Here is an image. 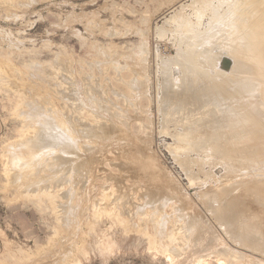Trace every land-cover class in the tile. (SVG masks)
Listing matches in <instances>:
<instances>
[{
    "label": "rangeland",
    "instance_id": "374dc122",
    "mask_svg": "<svg viewBox=\"0 0 264 264\" xmlns=\"http://www.w3.org/2000/svg\"><path fill=\"white\" fill-rule=\"evenodd\" d=\"M222 1H225V3L231 2L230 0ZM254 1L249 0L250 5L247 8L248 22H244V25L237 29L241 35L242 50L258 46L259 40H264V0L258 5H254ZM220 2V0H0V264H219L217 262L219 259L223 264H226L228 260V264H235V261H239L236 264H242V262L246 263L247 258H249V256L245 257V254L250 255L249 261L253 260L254 263L257 260L258 263H263L264 258L258 256L259 252L258 254L256 251H250L244 246V249H240L243 248L242 245L240 246L238 241H236L237 246L234 245L235 240H232L230 236H227L230 238V241H228L227 237L225 238V224L215 216L217 208L222 207L225 210L228 208L226 206L227 202L231 199L234 200L233 197H230L232 195L230 191L233 194L235 193L232 196L237 195L239 199L245 197L248 204H264V97L260 96L256 100L257 104L254 107H258L259 110V113H256L257 111H252L253 103L251 99L245 96L246 94L243 91L236 88L239 86L238 83L248 79V76L238 68L251 63L254 70L264 71V57L262 55L255 57L253 54H248L244 58L239 57V61L237 59L233 63L234 57L231 55L233 57L231 59L230 53L227 55L223 49L221 50L219 44L226 43L225 40L228 35L225 32L219 36L218 31L224 32L225 30L223 27V30L219 29L220 26H218L217 20H221L226 15L225 10H228L229 3L224 7V2V5ZM235 5L238 6L239 2ZM192 7L193 9L203 8V10L201 8H198L200 10H194L202 11L203 15L200 16L201 12H193ZM179 11L180 13H178ZM195 15L196 18L200 19L197 18L199 21L195 18ZM184 18L191 23L194 22L192 28H196V30H193L191 26L189 27L194 31V34L191 30L189 32L187 25L189 21L186 22ZM212 18L217 19L213 20ZM227 18L228 15L222 20ZM176 19H181V21H178L180 23L184 20L186 24L182 22L181 25L184 24V26L182 25V28H179L181 25L178 26L179 23L176 22ZM209 21L213 22L212 25ZM176 23H178L177 27ZM196 23L204 25L207 23L208 26L197 25ZM210 25L215 27L211 28ZM195 26H199V28ZM203 26L208 30L202 29ZM177 28L180 29L178 31L182 35L176 31ZM181 29H184V32L187 30V34ZM174 30L180 34L179 38H177L178 34ZM210 30L212 31L210 32ZM226 31L228 32L227 29ZM216 32L219 38L223 39H217ZM183 34H193L195 36L191 35L194 37L192 38ZM206 34L211 35V40ZM197 36H199V40L196 38ZM204 37H207V39ZM213 38L216 39L217 43H212L215 42ZM202 39L206 41L202 43ZM207 40H209V43ZM209 44L212 47L205 46ZM196 46H199V48ZM218 46L220 49L217 52L223 51L224 54L219 52L216 55L215 51ZM179 47L182 50H179ZM189 47L190 49H188ZM235 51L240 52L237 49ZM225 55L227 56L225 57ZM215 56H218L220 62L215 59ZM220 56L224 58L221 59ZM211 57H213L215 64L221 63L222 65H214ZM168 58L169 60L173 59V62L168 60L171 62L168 63ZM162 59L166 60L168 66L175 64L166 67V69L168 68L166 72L164 67L167 64L161 63ZM206 59H209V61ZM224 60L228 62L225 67L223 66ZM260 63L263 66H259ZM210 64L213 69L218 66L214 73H212ZM200 65L202 66L199 67ZM160 67L164 70L161 71ZM222 67L225 68L222 71L223 75L220 72V76L217 77L216 75L221 71L219 68L222 69ZM202 69L206 73L208 71L207 75L209 74L210 78L209 75L207 77L205 72H203L204 75L200 72ZM194 71L200 73L196 74ZM236 71L237 73L239 71V73L237 74ZM163 72L167 75L169 73L170 76H165ZM229 74L235 77L238 76V78L230 77ZM184 77L185 80H183ZM215 78L219 79L218 82L221 79L224 80L218 83L214 80ZM167 79L169 81L166 82ZM204 80L206 81L205 84ZM230 80L233 82L231 85L234 84L235 88H230L232 87L229 85ZM208 81L211 84L213 82L215 85L218 83V90L212 86L214 84L211 85L212 89H210ZM196 82H200V84L197 83V85ZM259 82V90L263 91L264 82L261 80ZM168 84L172 87L173 94H176L179 102L183 100L180 103L181 105L185 103L184 96L188 98L193 93L194 97L193 95L191 97L195 98L196 93V100L197 98L199 100H194L198 104L196 105L195 101L193 102L194 105L192 102L189 103V107L191 105L195 106L196 112L192 106L189 110L193 109V113L189 111L188 117L187 113L181 111L182 116L183 114L186 115V118H184L185 115L183 116L185 122L190 116H196L195 123L193 122L195 121L194 118L188 120L190 123H185L181 116L176 115L173 118L171 117L172 114L171 116L167 115L169 113L166 111L167 114L160 112L162 111L160 110V107H162V98L160 97L172 92L168 89L169 86L166 87ZM224 84L229 86H224ZM205 85H207L206 88H204ZM181 88L183 91L180 90ZM195 88L198 92L194 91ZM164 89H168L169 92L166 90L163 93ZM185 89L186 92H184ZM224 90L227 94L230 91L229 97L227 94L223 95ZM238 91L239 94H236ZM207 93L209 94L207 95ZM217 93L218 96L222 94L221 96L224 97H218ZM207 96H210L208 99H211L213 107H211L210 102H207ZM231 96L238 97V99L231 98ZM240 96L241 100H239ZM205 100L208 107L211 105L208 109L214 111L215 116L211 112L208 114L207 106L204 105L205 103L203 104ZM215 100L220 103L219 106L217 103L215 106ZM223 100L227 103L231 102L228 103L229 106L240 101V105H238L239 103L235 104L238 106L235 107L236 110L234 109L235 105L231 106L235 111L228 106L229 110L236 113H231L226 109L227 105ZM241 103H246L244 104L245 107ZM201 105L205 106V110ZM214 106L217 108H214ZM169 107L170 105H168ZM29 108L33 109L29 111ZM242 108L258 118L259 124H257L256 130L258 132L254 135H258L256 140L259 139L260 143L252 135H249L250 138L252 137L251 139L246 135L251 131L248 127L252 123L248 122L249 124H246V120L243 118V122H241V113L245 112ZM34 109L36 113L33 111ZM218 109L223 110L222 115ZM202 110L207 113L205 112V114ZM216 110L219 114L216 113ZM237 110H239V115ZM197 112L200 113L198 114L201 115V119L198 118ZM191 113L195 116L190 115ZM226 113L228 117L225 115ZM164 114H166L168 120ZM203 115L208 117L205 116V118ZM163 116L165 119H163ZM230 116L232 121L229 120ZM203 117L204 119L209 118L210 121L207 120L209 124L205 125L203 121L199 122V120H204ZM176 118H181L183 122H176ZM211 119L213 124L216 123L215 125L211 123ZM217 119L221 122L224 120V124ZM235 119L237 122L236 125H233ZM49 121L57 127L54 130L64 133V135L59 134L60 139L57 137V141L60 144L62 138L63 141L67 139L69 144L66 143L65 147L68 146L69 149L65 148V150L69 155L66 152L62 153L64 146L60 144L61 146L59 145L58 148L56 140L53 150L50 146L52 137H49L51 131L48 133L49 136L45 132H41L43 130L39 132V124L41 122L50 123ZM191 121L193 124H191ZM187 123L193 127L191 128V125L187 126ZM219 123L222 124V128ZM241 123H243L244 129L247 128L246 130L241 129L243 128V126H239ZM202 124L204 127H202ZM182 125H185L187 129ZM209 125H213V127H209ZM207 126L209 129L206 128ZM197 127L200 129L199 131ZM188 129L191 131H187L186 135H183ZM216 129L219 135H217L218 141L220 140L221 143L224 141V145H219L221 143L218 141L219 144L216 143L214 139L217 138ZM220 129L222 130L220 131ZM54 130L52 133L56 132ZM181 130L183 131L181 132ZM225 130L228 135L227 139L224 138V135L227 136ZM37 131L48 137V139L44 137L46 142L40 145L43 150H37L41 154L35 152V149L34 151L32 149L31 153L27 152V150L25 151L26 145L23 146L29 138V140L34 139L33 136L35 135L33 134H37ZM193 131L196 132L193 133L194 137H192ZM209 131H212L213 136H210L212 133ZM233 131H237L236 133L243 131L242 136L238 133L239 138L241 136L243 140L237 139L238 135ZM176 132L183 135L184 139L179 136L181 140H184L182 146V141H178L179 138ZM189 132L192 138L187 135ZM228 132H231L230 135ZM91 133L92 135H89ZM202 133H207V135L204 134V137L207 136V138L202 137ZM174 134L175 137L173 138ZM197 134L203 139L197 140V142L202 141V145L201 142L200 144L194 142L195 149L192 140L195 137L196 139L199 138ZM231 134L235 135V138ZM68 135L69 138H67ZM208 135L210 138H208ZM229 136L231 137L229 138ZM211 137L214 141L213 145H210L211 142L208 145L209 141H212ZM232 137L235 139V143L239 140L237 142L239 146L241 145L239 149L232 141ZM189 139H191L190 143ZM247 139L249 140L247 141ZM185 140L188 141H186L187 144ZM225 141H228V143ZM229 142H231V145L224 151ZM15 144L23 145L16 147ZM184 145L188 148L186 149ZM221 146L222 148H220ZM230 146L237 147L233 151ZM215 147H218V149ZM207 148L209 151L211 149V152L212 150L215 152L218 150L220 153L214 152V155L213 153L210 155L211 152ZM244 149L246 152L239 153ZM205 150L206 152H204ZM13 151L33 160L30 167H26L20 174L22 177L20 176L15 181L12 175L15 172L17 173L18 170L8 165L11 160L9 154L14 153ZM33 152L34 156L32 155ZM45 156L47 159L44 158ZM231 157L233 158L230 159ZM35 158H37V161ZM60 164H62L61 167ZM187 166H189V169H187ZM39 167H41V170ZM150 192L158 195L153 197L157 202L154 199L151 202V199L147 198L151 194ZM166 192L171 193H168L170 194L168 195ZM172 195H174V198L171 197ZM213 197L217 198V200L214 199L216 202ZM164 199L167 201L166 204L163 202ZM231 202L234 203L235 201ZM154 206L156 210H154ZM126 210H128L127 213ZM129 214L130 216H128ZM180 214L183 219L179 217ZM192 216H198L197 220L201 218L198 221L204 227L203 235L200 236L203 238H196L195 228L190 226V229L188 221L191 222ZM186 217H188L187 220ZM241 218L244 219V216H241ZM183 223H185V226L188 225L187 235ZM221 223L224 224V227ZM213 230H216L217 234ZM192 233L193 237H190ZM212 234H214V237H212ZM215 235H218L219 240H216L215 237L217 236ZM178 236L179 239L181 237V242L177 238ZM192 239L194 240V246L197 244V247H201L199 250L195 248L196 246H193V248L192 243H188ZM221 240H224V242ZM231 240L234 243L233 245ZM199 241L201 243L206 242L200 246V244L198 245ZM170 242L172 243L170 244ZM222 243L224 246L226 245L224 247L226 249L229 248L227 244L230 249L232 247V250L227 249L228 252L233 251L234 254L235 250L239 251L235 252L239 253V256L232 255V258L235 257L233 262L231 255L228 257L218 252L224 249H217V247H223ZM209 248L213 251L217 249L215 251L221 257ZM200 251H204L202 255ZM212 254L214 255L212 256ZM241 254L245 256H241ZM195 257H199L200 260ZM252 257L256 260L254 261ZM177 259L181 263L176 262ZM249 261L247 263H250Z\"/></svg>",
    "mask_w": 264,
    "mask_h": 264
},
{
    "label": "bare ground",
    "instance_id": "6f19581e",
    "mask_svg": "<svg viewBox=\"0 0 264 264\" xmlns=\"http://www.w3.org/2000/svg\"><path fill=\"white\" fill-rule=\"evenodd\" d=\"M220 1H221L220 3H222V5L225 4L224 7H226V4L229 3V4H228V5H229L228 10H225V11H226V12H225L226 15L224 16V15L222 14L225 18H226V16L228 15V18H227L226 20H225V19L222 20V19L224 18V17H222L221 20H220V19L217 20V21H218V26H220L219 29H220V28L222 29V27H223V29L225 30L224 32H220V31H218V32L220 33L219 36L221 35V33H225V32H226L225 34L228 35V36L226 37V40H225L226 43H224V44H219L221 50L223 49V51H225V53H227V55H229L228 53H230V56L232 55V56L234 57V58H233V57L231 56V59L233 58V63H235L236 60H237L239 57H243V58H244L245 55H248V54H253L255 57H258L259 55H260V56L262 55V56L264 57V40H259L258 46L256 45V46H254V47H248V48H245L244 50H242L241 35H240V31H238L237 29H238V27H242V25H244V24H243L244 22H245V23L248 22V18H247V14H248V12H247V8H248V6L250 5L249 0H241V1H240V0H234V2H232L233 0H230L231 2H229V1L227 2V1H226L227 3H225V1H222V0H220ZM261 1H263V0H255V1H254V2H255L254 5H258ZM223 2H224V4H223ZM238 2H239V5H238V6L235 5V3H238ZM193 3H194V2H193ZM219 5H220V4H219ZM219 5H218V7H219ZM222 5H221V6H222ZM202 7H203V6H202ZM205 7H206V6H205ZM198 8H201V7H198ZM198 8H196V9L194 8V9H193V7H192L193 12H201V14H200V13H198V14H200V16L203 15V14H202V11H194V10H200V9H198ZM203 8H204V7H203ZM203 8H201V10H203ZM222 8H223V7H222ZM222 8H221V10H222ZM204 9H205V8H204ZM223 9H225V8H223ZM226 9H227V8H226ZM206 10H207V7H206ZM221 10H219V11H221ZM204 12H205V11H204ZM222 12L224 13V11H222ZM222 12H221V13H222ZM178 13H180V11H179ZM194 14H195V13H194ZM180 15H181V14H180ZM180 15H179V16H180ZM183 15H184V14H183ZM191 15H192V14H191ZM197 16H198V15H197ZM184 17H185V16H184ZM217 17H218V15H217ZM178 18H179V17H178ZM180 18H181V17H180ZM195 18H196V15H195ZM197 18H198V17H197ZM197 18H196V19H197ZM200 18H201V17H200ZM219 18H220V16H219ZM170 19H171V18H170ZM182 19H183V18H182ZM184 19H185V18H184ZM189 19H190V18H189ZM198 19H199V18H198ZM198 19H197V20H198ZM212 19L215 20V19H217V18H212ZM172 20H173V19H172ZM172 20H170V21L172 22ZM176 20H177V19H176ZM176 20H175V21H176ZM179 20L181 21V19H179ZM179 20H177L176 22H178ZM185 20H186V19H185ZM199 20H200V19H199ZM199 20H198V21H199ZM187 21H189V20L187 19L186 22H187ZM198 21H197V22H198ZM166 22H167V21H166ZM182 22H184V20H183ZM182 22H181V23H182ZM186 22H184V24H186ZM215 22H216V21H215ZM178 23H179V24H178ZM178 23H176V27H177V24H178V26L181 25L180 22H178ZM189 23H191V22L189 21V22L187 23L188 28H189L190 26H191V28H192V27H193V26H192V23H194V22H192L191 24H189ZM209 23L212 25L213 22L211 23V22L209 21ZM184 24H182V25L184 26ZM196 24H197V25H204V24H198V23H196ZM196 24H194V25H196ZM216 24H217V23H216ZM263 24H264V23H263ZM182 25H181V27L179 26V28H182ZM187 25H186V26H187ZM211 25H210V26H211ZM214 25H215V24H214ZM204 26H208L207 23H206ZM204 26H203L202 29H207V30H208V28H206V27H204ZM162 27H164V26H162ZM174 27H175V26H174ZM176 27H175V28H176ZM195 27H198V28H199V26H195ZM212 27H215V26H211V28H212ZM216 27H217V26H216ZM179 28H177L176 31H178ZM183 28H184V27H183ZM185 28H187V27H185ZM188 28H187V29H188ZM217 28H218V27H217ZM163 29H164V28H163ZM192 29H193V30H196V28H195V29L192 28ZM192 29L189 28V32L193 31ZM209 29H210V28H209ZM223 29H222V30H223ZM226 29L228 30V32L226 31ZM179 30H180V29H179ZM181 30L183 31L184 29H181ZM190 30H191V31H190ZM199 30H200V29H199ZM174 31H175V30H174ZM176 31H175V33L178 34L179 31H178V32H176ZM204 31H205V30H204ZM204 31H203V32H204ZM211 31H212V30H210V32H211ZM170 32H171V31H170ZM183 32H184V31H183ZM185 32H186V34H187V30H185ZM185 32H184V33H185ZM189 32H188V33H189ZM214 32H215V30H214ZM179 33H180V32H179ZM192 33L194 34V31H193ZM205 33H206V32H205ZM207 33H208V32H207ZM180 34L182 35V33H180ZM180 34H178L177 38H179V35H180ZM186 34H183V35H186ZM193 34L186 35V36L188 37V36H191V35H193ZM196 34H197V33H196ZM202 34H203V33H202ZM202 34H200V35H202ZM209 34H211V33H209ZM209 34H206V35L209 36ZM225 34H222V35H225ZM200 35H199V36H200ZM206 35H203V36H206ZM216 35H217V36H216ZM164 36H165V35H164ZM186 36H185V37H186ZM193 36H195V35H193ZM199 36H197L196 38L198 39ZM212 36L214 37V35H212ZM215 36L217 37V39H223V38H219L217 32H216ZM180 37H181V36H180ZM182 37H183V36H182ZM185 37H184V38H185ZM191 37H192V36H191ZM222 37H223V36H222ZM192 38H194V37H192ZM192 38H191V41H192ZM204 38L207 39V37H204ZM208 38L210 39V38H211V35H210ZM197 39H196V40H197ZM213 39H214V38H213ZM224 39H225V38H224ZM198 40H199V39H198ZM200 40H201V39H200ZM202 40H203L202 43H204V42L206 41V40L204 41V39H202ZM210 40H211V39H210ZM214 40H215V42H212V43H213V44H214V43H217L216 39H214ZM193 41H195V40L193 39ZM208 41H209V40H207V42H208ZM221 41H222V40H221ZM221 41H218V42H221ZM223 41H224V40H223ZM195 42H196V41H195ZM195 42H192V43H195ZM197 42H198V41H197ZM210 42H211V41H210ZM183 43H184V42H183ZM192 43H190V44H192ZM202 43H201V45L203 46ZM208 43H209V42H208ZM212 43H211V44H212ZM222 43H223V42H222ZM190 44H189V45H190ZM198 44H199V42H198ZM206 44H207V43H206ZM205 46H206V47H207V46L212 47V46H210V44H209V45H205ZM213 46H214V45H213ZM196 47H197V46H196ZM209 47H208V49H209ZM215 47H216V46H215ZM215 47H214V49L216 50ZM236 47H237V48H236ZM197 48H199V46H198ZM200 48H201V47H200ZM220 48H219V46H218L217 50L215 51V52H216V55H218L217 53L220 52V51L217 52L218 49H220ZM180 49H181V47H179V50H180ZM188 49H190V47H189ZM214 49H213V50H214ZM234 49H235V50H236V49H237V50H240V52H239V51H235ZM177 50H178V49H177ZM177 50H176V51H177ZM179 50H178V51H179ZM181 50H182V49H181ZM186 51H187V50H186ZM191 51H192V50H191ZM223 51H221V52L223 53ZM232 51L236 52L237 54L234 53V52H232ZM183 52H185V51H183ZM213 52H214V51H213ZM221 52H220V53H221ZM189 53H190V52H189ZM185 54H187V53H185ZM223 54H224V53H223ZM187 55H188V54H187ZM190 55H191V54H190ZM193 55H195V54H193ZM220 55H221V54H220ZM227 55H225V57H226ZM185 56H186V55H185ZM191 56H192V55H191ZM223 56H224V55H223ZM176 57H177V56H176ZM213 57H214V56H213ZM213 57H211V59H212ZM216 57H217V58H216ZM220 57H222V56H220ZM185 58L187 59V57H185ZM185 58H184V59H185ZM223 58H224V57H222L221 59H223ZM228 58H229V57H228ZM184 59H183V60H184ZM189 59H190V58H189ZM215 59L218 60V56H215ZM219 59H220V58H219ZM229 59H230V58H229ZM231 59H230V60H231ZM162 60H163V59H162ZM168 60H169V58L167 59V61H168ZM206 60H207V59H206ZM163 61H164V60H163ZM163 61H161V63H163V64L166 63V64H167V62H165L166 60H165L164 62H163ZM169 61L173 62V59H170ZM169 61H168V63H171V62H169ZM188 61H189V60H188ZM192 61H193V58H192ZM207 61H209V59H208ZM215 61H216V60H215ZM218 61L220 62V60H218ZM231 61H232V60H231ZM231 61H230V62H231ZM238 61H239V59H238ZM174 62H175V61H174ZM185 62H186V61H185ZM212 62H213V59H212ZM212 62H209V63H212ZM216 62H217V61H216ZM242 62H243V61H242ZM180 63H181V61H180ZM183 63H184V62H183ZM190 63H191V62H190ZM193 63H194V61H193ZM213 63H214V65L217 64V63L215 64V62H213ZM233 63H232V65H233ZM174 64H175V63H174ZM174 64H170V66H168V64H167L165 67L163 66L165 70H164V69H161L162 67H160V69H161V71H163V70L166 71V70L168 69V68L166 69V67H171V65H174ZM203 64H204V66H206L205 63H203ZM219 64H221V63H219ZM219 64H217V65H219ZM164 65H165V64H164ZM177 65H178V64H177ZM183 65H184V64H183ZM185 65H187V64H185ZM191 65H192V64H191ZM221 65H222V64H221ZM227 65H228V62H227L226 60H224V61H223V66L225 67V66H227ZM230 65H231V64H230ZM230 65H229V66H230ZM161 66H162V64H161ZM175 66H176V65H175ZM180 66H181V65H180ZM201 66H202V65H200L199 67H201ZM259 66H263V65L260 63ZM177 67H178V66H177ZM181 67L184 68V66H181ZM186 67H187V66H186ZM188 67H190V66H188ZM207 67H208V66H207ZM210 67L212 68V65H211V64H210ZM230 67L232 68V66H230ZM230 67H229V68H230ZM158 68H159V67H158ZM191 68H192V66H191ZM202 68H203V67H202ZM205 68H206V67H205ZM205 68H204V69H205ZM217 68H218V66H216V68H214V69L212 68V73H214L215 69H217ZM229 68H228V70H229ZM231 68H230V69H231ZM263 68H264V66H263ZM170 69H171V68H170ZM179 69H180V68H179ZM184 69H186V68H184ZM195 69H196V68H195ZM219 69H220L221 71H219V72L217 71V72H218V75H216L217 77L220 76V75H219L220 72H221V74H222V71H223L225 68L223 69V67H222V69H221V68H219ZM219 69H218V70H219ZM238 69L242 70V71L248 76V79L243 80L242 82L239 81L240 83L237 82L239 86L236 87V88H237L238 90L240 89L241 91H243V93L246 94L245 96H248V97L251 99V101H252V103H253V105H252V106H253V110H252V108H250V107H249V108H250L253 112H256V111H257L256 113H259V112H258V111H259V110H258V107H254V106L257 104V103H256V100H257L260 96H263V97H264V90H263V91H260V90H259V86H260V82H259V80H261L262 82H264V81H263V80H264V71H261L260 69H258V70H254V67L251 66V63H250V64H248V63H247V64H244V66H240ZM188 70H189V69H188ZM192 70H193V69H192ZM200 70H201V68H200ZM233 70H234V69H233ZM235 70H236V69H235ZM180 71H181V70H180ZM186 71H187V70H186ZM198 71H199V70H198ZM225 71H226V73H227V69H226ZM225 71H224V72H225ZM260 71H261V72H260ZM166 72H167V71H166ZM168 72L170 73V71H168ZM184 72H185V71H184ZM194 72H195V71H194ZM200 72L203 74V72H205V70L202 69V71H200ZM200 72H199V73H200ZM209 72H210V71H209ZM229 72L231 73V71H229ZM163 73H165V72H163ZM169 73H168V75L165 73V76H166V75H167V76H170ZM195 73H196V72H195ZM199 73H196V74H199ZM205 73H206V72H205ZM207 73H208V71H207ZM207 73H206V75H207ZM226 73H225V74H226ZM236 73H237V71H236ZM238 73H239V71H238ZM238 73H237V74H238ZM186 74H187V73H186ZM225 74H224V75H225ZM232 74H234V73H232ZM241 74H242V73H241ZM241 74H240V75H241ZM189 75H190V73H189ZM189 75H188V77H189ZM200 75H201V74H200ZM203 75H204V74H203ZM208 75H209V74H208ZM208 75H207V77H208ZM222 75H223V74H222ZM229 75H230V74H229ZM243 75H244V74H243ZM171 76H172V75H171ZM185 76H186V75H185ZM191 76H192V75H191ZM194 76H195V74H194ZM196 76H198V75H196ZM211 76H212V74H211ZM216 76L214 75V77H216ZM231 76H233V75H230V77H231ZM182 77H183V76H182ZM202 77L205 79L204 76H202ZM212 77H213V76H212ZM222 77H223V76H222ZM222 77H221V78H222ZM225 77H226V75H225ZM233 77H235V76H233ZM167 78H168V77H167ZM180 78H181V77H180ZM189 78H190V77H189ZM189 78H188V79H189ZM196 78H197V77H196ZM196 78H194V79H196ZM199 78H201V77H199ZM199 78H198V79H199ZM209 78H210V75H209ZM223 78H224V77H223ZM235 78H238V76H236ZM245 78H246V76H245ZM165 79H166V78H165ZM165 79H164V81H165ZM168 79L170 80V78H168ZM168 79L166 80V82L169 81ZM171 79H172V77H171ZM190 79H191V78H190ZM190 79H189V80H190ZM228 79H229V78H228V74H227V80H228ZM258 79H259V80H258ZM179 80H180V79H179ZM183 80H185V77H184ZM196 80H197V79H196ZM196 80H195V81H196ZM202 80H203V79H202ZM202 80H201V81H202ZM214 80H216V81L218 80V81H219V79H216V78H215ZM214 80H213V82H215ZM223 80H224V79H223ZM223 80L221 79V81H223ZM225 80H226V79H225ZM231 80L234 81L235 79H231ZM231 80H230V82H231ZM195 81H194V82H195ZM201 81H200V82H201ZM204 81H205V80H204ZM218 81H217V82H218ZM221 81H220V82H221ZM236 81H237V80H235V82H236ZM173 82H174V81H173ZM181 82H182V81H181ZM184 82H185V81H184ZM190 82H191V81H190ZM192 82H193V79H192ZM200 82H196V84H197V83L200 84ZM208 82H209V84H210V87H211L212 84H214L213 82H212V84L210 83V81H208ZM220 82H218V83H220ZM182 83H183V82H182ZM186 83H187V82H186ZM186 83H185V84H186ZM201 83H202V82H201ZM205 83H206V81L204 82V84H205ZM218 83H217V85H219ZM226 83H227V81H226ZM232 83H233V82H231L230 84L228 83V84L231 85ZM169 84H170V83H169ZM169 84H168L166 87H168ZM174 84H175V83H174ZM183 84H184V83H183ZM183 84H182V85H183ZM188 84H189V81H188ZM228 84H227V85L224 84V86H229ZM170 85H171V84H170ZM179 85H180V81H179ZM182 85H181V86H182ZM190 85H191V84H190ZM190 85H189V86H190ZM197 85H198V84H197ZM202 85H203V84H202ZM214 85H215V84H214ZM214 85H212V86L215 87V88H217L216 90H218V86H217V85L214 86ZM233 85H234V84H233ZM233 85H231L232 87H230V88H233V87L235 88V86H233ZM235 85H236V84H235ZM172 86H173V84H172ZM186 86H187V85H186ZM192 86H193V85H192ZM194 86H195V85H194ZM200 86H201V85H200ZM206 86H207V85H205L204 88H206ZM220 86H221V85H220ZM220 86H219V87H220ZM224 86L222 85V87H224ZM170 87H171V86H169L168 89L172 91V87H171V88H170ZM177 87H178V86H177ZM179 87H180V86H179ZM179 87H178V88H179ZM182 87H183V86H182ZM184 87H185V85H184ZM173 88H174V87H173ZM187 88H188V86H187ZM191 88H192V87H191ZM200 88H201V87H200ZM215 88H214V90H215ZM161 89H162V88H161ZM168 89H166V90H168ZM197 89H199V88H197ZM210 89H212V87H211ZM221 89H222V88H221ZM224 89L226 90L227 88H224ZM166 90L164 89V90H163V93H164V91H166ZM169 90H168L167 92H169ZM175 90H176V88H175ZM177 90H178V89H177ZM180 90L183 91L182 88H181ZM189 90H190V89H189ZM195 90H196V88L194 89V91H195ZM225 90L223 91V92H224L223 95H224V94H225V95L227 94V92L225 93ZM228 90H229V88H228ZM231 90H232V89H231ZM240 90H239V91H240ZM171 91H170V92H171ZM181 91H180V92H181ZM187 91H188V89H187ZM196 91H197V90H196ZM199 91H200V90H199ZM202 91H203V89H202ZM205 91H206V89H205ZM239 91H238V93H236V94H239ZM167 92H166V93H167ZM173 92H174V91H172L171 93H169L170 95L167 93L168 95H167V94H166V95L164 94L165 96L162 95L163 97H160V98H162V99H161L162 107H160V108H161L160 110H162V111H160V112H162V114H163V112L166 111V112H168L169 114H167L166 112H165V113H166L167 115H170V116H171V114H172L171 117H173V118H175L176 115H177L178 117L181 116V118L183 119V116H184L185 114H183V116H182V112H181V111H184L183 113H187L186 115H187V117H188V112H189V111H190V112L192 111V113H193V109H190V110H189V108H190L191 106L194 107V110H195V112H196L195 106H193V105H194L193 102L196 100V93H195V92H194V93H195V98H193V97H194L193 93L191 94V96L193 95V97H191V96L189 97V96H188V98H185V96H184L185 93H184V95L182 94V95L184 96V102H185V103H183V105L180 104V103H182L183 100L179 102V99L176 97V94H175V95L173 94ZM184 92H186V89H185ZM190 92H191V91H190ZM190 92H187V93L189 94ZM197 92H198V91H197ZM207 92H209V91H207ZM211 92H212V91H211ZM215 92H216V91H215ZM220 92H222V91H220ZM220 92H218V93H220ZM229 92H230V91H229ZM229 92H228V94H227L228 97H229ZM231 92H233V91H231ZM236 92H237V90H236ZM182 93H183V92H182ZM200 93H201V92H200ZM218 93H217V96H218ZM233 93H234V92H233ZM172 94H173V95H172ZM178 94H180V93L178 92ZM178 94H177V95H178ZM202 94H203V93H202ZM208 94H209V93H207V95H208ZM240 94H241V93H240ZM180 95H181V94H180ZM197 95H199V94H197ZM211 95L213 96L214 94L211 93ZM211 95H210V96H211ZM221 95H222V94H220L219 96H221ZM225 95H224V96H225ZM231 95H232V94H231ZM183 96H181V97H183ZM205 96H206V94H205ZM210 96H209V97H210ZM212 96L210 97L211 99H212ZM219 96H218V97H219ZM224 96H223V97H224ZM237 96H238V95H237ZM241 96H242V94H241ZM241 96H240V99H239V100H241V99L243 98V96H242V98H241ZM186 97H187V95H186ZM209 97L207 96L206 98L208 99ZM213 97H215V96H213ZM221 97H222V96H221ZM223 97H222V98H223ZM234 97H235V96H234ZM234 97L231 96V98H234ZM179 98H180V97H179ZM226 98H227V97H226ZM235 98L238 99V97H235ZM182 99H183V98H182ZM185 99H186V100H185ZM194 99H195V100H194ZM200 99H201V98H200ZM204 99H205V98H204ZM211 99H210V100L208 99V101H207L208 103L210 102V104H211ZM216 99H217V98H216ZM198 100H199V98H197L196 101H198ZM218 100H219V99H218ZM221 100H222V99L220 98V101H221ZM227 100H228V98H227ZM245 100H246V99H245ZM196 101H195V102H196ZM201 101H202V99H201ZM228 101H229V100H228ZM191 102H192L193 105H191V106L189 107V103H191ZM217 102H218V101L215 100V106H216V103H217ZM223 102H225V101L223 100ZM239 102H240V101H239ZM239 102H238V103H239ZM241 102H243V101H241ZM178 103H179V104H178ZM204 103H205V104H204ZM208 103H206V100H205V102H203V104H204L205 106H207L206 110L212 105V104H211V105L208 107ZM213 103H214V102H213ZM228 103L230 104L231 102H228ZM228 103L225 102V104L227 105L226 109H228V106H229ZM232 103H233V102H232ZM236 103H237V102H236ZM236 103H233V105H230L229 108H230L231 106H234ZM238 103H237V104H238ZM246 103H247V102H246ZM246 103H243V104L241 103V104H242V106H244V104H246ZM28 104H29V103H28ZM195 104L197 105L198 103L196 102ZM201 104H202V103H201ZM206 104H207V105H206ZM31 105H32V103H31ZM39 105H40V104H39ZM168 105H170L169 108H168ZM179 105H181V106H179ZM199 105H200V104H199ZM217 105L219 106L220 103H217ZM238 105H240V103H239ZM27 106H28V105H27ZM27 106H26V107H27ZM33 106H34V105H33ZM33 106H32V107H33ZM201 106H203V105H201ZM205 106H203V109L205 108ZM215 106H214V108H217V107H215ZM223 106H224V105H223ZM223 106H221V107H222L223 109H225V108H224L225 106H224V107H223ZM248 106H249V105H248ZM250 106H251V105H250ZM192 107H191V108H192ZM211 107H213V105H212ZM235 107H238V106L235 105V106H234V109H235ZM244 107H245V106H244ZM244 107H243V108H244ZM246 107H247V105H246ZM30 108H31V106H30ZM30 108H29V109H30ZM187 108H188V110H187ZM218 108H219V107H218ZM243 108H242V110H244ZM32 109H33V108H32ZM32 109H30L29 111H31ZM49 109H51V108H49ZM198 109H199V106H198ZM201 109H202V108H201ZM210 109H211V108H210ZM219 109H221V108H219ZM219 109H218V110H219ZM226 109H225V110H226ZM231 109H232V107H231ZM234 109H232V110H234ZM238 109H239V108H238ZM240 109H241V107H240ZM240 109H239V110H240ZM247 109H248V108H247ZM250 109H248V110H250ZM204 110H205V109H204ZM204 110H202V111H204ZM213 110H215V109H213ZM218 110H216L217 112H216V111H215V112H216L217 114L221 113V115H222L223 110H222V111L219 110V111H221V112H219V113H218ZM228 110H229V109H228ZM228 110H226V111H228ZM235 110H236V109H235ZM235 110H234V111H235ZM239 110H237L238 115H239V112H238ZM242 110H241V112H242ZM251 110H250V111H251ZM33 111L35 112V109H34ZM33 111H32V112H33ZM41 111H42V110H41ZM202 111H200V112L203 114ZM208 111H209V109H208ZM229 111H231V110H229ZM244 111H245V110H244ZM205 112H206V111H204V113H205ZM210 112L214 114V111H213V112H212V111H209L208 114H209ZM20 113H21V112H20ZM20 113H19V114H20ZM35 113H36V112H35ZM192 113H191L190 115H194V114H192ZM198 113H199V112H197V114H198ZM206 113H207V112H206ZM206 113H205V114H206ZM228 113H229V112H228ZM231 113H236V112H232V111H231ZM231 113H229V114H231ZM250 113H251V112H250ZM250 113L246 110L245 112L241 113L243 117L240 116L241 118H240V117H239V118L242 120L241 122H243V119L246 120V121H245L246 124L252 123V124L250 125V127H248V129L251 130V131H249L248 134H246V131H245V134H246L248 137H249V135H252V137L256 140L257 137H258V135H254V133H257V132H258V131H256V130H257V126H258L257 124H259V123H258V118L255 117L254 115H251ZM19 114H18V115H19ZM23 114H24V113H23ZM166 114H164L165 117H166ZM195 114H196V113H195ZM199 114H200V113H199ZM199 114H198V116H199ZM208 114H207V115H208ZM37 115H38V114H37ZM186 115H185L184 118H186ZM207 115H205V116H207ZM223 115H224V114H223ZM225 115L228 117L227 113H226ZM225 115H224V116H225ZM234 115H235V114H234ZM257 115H258V114H257ZM23 116H24V115H23ZM164 116H163V117H164ZM194 116H195V115H194ZM200 116H201V115H200ZM200 116L198 117L199 119H201ZM203 116H204V115H203ZM205 116H204V117H205ZM210 116H212V115H210ZM210 116H209V118H210ZM213 116H215V114H214ZM218 116H219V115H218ZM231 116H232V115H231ZM231 116L229 117V120H231V119H230V118H232ZM262 116H263V114H262ZM20 117H21V116H20ZM165 117H164L163 119H165ZM190 117H191V116H190ZM190 117H189V118H190ZM204 117H203V119H204ZM207 117H208V116H207ZM24 118H25V117H24ZM24 118H23V119H24ZM173 118H171V119H173ZM181 118H180V119L178 118L179 120L176 118V120H177L176 122H179V123H180V122L182 121ZM189 118H187V119H188V120H193V118L195 119L196 116H195V117L192 116L191 119H189ZM198 118H197V119H198ZM205 118H206V117H205ZM209 118H208V119H209ZM217 118H218V117H217ZM220 118H221V117H220ZM222 118H223V117H222ZM235 118L237 119L238 117H235ZM242 118H243V119H242ZM43 119H44V117H43ZM65 119H66V118H65ZM166 119L168 120V117H166ZM208 119L199 120V122H200V121H203V122L205 123V125H206V124H209V122H207ZM212 119H213V117H212ZM212 119H211V123H212L213 120H214V119H213V120H212ZM236 119H235V124H233V125H236V122H237ZM46 120H47V119H46ZM66 120H67V119H66ZM188 120H187L186 122H189ZM217 120H219V119H217ZM30 121H31V120H30ZM38 121H40V120H38ZM44 121H45V120H44ZM52 121H53V120H52ZM165 121H166V120H165ZM173 121H174V119H173ZM183 121L185 122L184 119H183ZM183 121H182V122H183ZM208 121H210V120H208ZM215 121H216V120H215ZM222 121L224 122V120H222ZM231 121H232V120H231ZM233 121H234V120H233ZM31 122H32V121H31ZM49 122H50V121H49ZM186 122H185V123H186ZM193 122L195 123V122H196V119H195V121H193ZM219 122H221V121L219 120ZM223 122H221V123L224 124ZM239 122H240V121H239ZM248 122H249V123H248ZM57 123H58V122H57ZM57 123H56V124H57ZM77 123H78V122H77ZM77 123H76V124H77ZM179 123H177V124H179ZM189 123H190V122H189ZM189 123H187L188 125H187V124H185V125L189 126V125L193 124L192 121H191V124H189ZM201 123H202V122H201ZM204 123H203V124H204ZM211 123H210V124H211ZM233 123H234V122H233ZM181 124H184V123H181ZM203 124H202V127H204ZM212 124H213V123H212ZM215 124H216V123H214L213 125H215ZM222 124L219 123V125H221V128H222ZM226 124H228V123L226 122ZM229 124H230V123H229ZM238 124H240V123H238ZM242 124H243V123H241V125H239V126H243ZM39 125H40V128H41V129L39 128V132H40V130H43V131H41V132H45V134L48 135V133L51 131V132H50L51 134H49L50 136L48 135L50 138H51V137L53 138V141H52V138L50 139V140H51L50 143H52L50 146H52V148H53L56 144H58L57 147H58L60 144H63V146H64L63 151H62L61 149H60V150L62 151L63 154H64L65 152L67 153V150H65V148H66V149L68 148V146L65 147V146H66V143H67V139H66V141H63V138H62V140H60V141H62V142H64V143L61 142L60 144H59V141H57V137H58V138L60 137L59 134H60L62 131H61V132L58 131V132H59V133H58L56 130H54V129L57 128V127L54 126L53 123H51V122H50V123L41 122V124H39ZM68 125H69V124H68ZM185 125H182V127H184ZM196 125L198 126V124H196ZM200 125H201V124H200ZM213 125H209V127H211V126L213 127ZM233 125H232V126H233ZM34 126H35V125H34ZM166 126H167V125H166ZM232 126H230V127H232ZM246 126H247V125H246ZM67 127H68V126H67ZM185 127H186V126H185ZM192 127H193V126L191 125V128H192ZM209 127L207 126L206 128L209 129ZM214 127H215V126H214ZM226 127H227V125H226ZM233 127H234V126H233ZM236 127H237V126H236ZM70 128H71V127H70ZM178 128H179V127H178ZM218 128H219V127H218ZM223 128H224V127H223ZM234 128H235V127H234ZM238 128H240V127H238ZM238 128H237V129H238ZM244 128H245V127L243 126V128H241V129L243 130ZM30 129H31V128H30ZM58 129H59V128H58ZM186 129H187V127H186ZM197 129H198V131L200 130L198 127H197ZM246 129H247V128H246ZM246 129H244V130H246ZM33 130H34V129H33ZM48 130H49V131H48ZM53 130L56 131V132H54V133H57L56 135H55L54 133H52ZM89 130H90V129H89ZM194 130H195V129H194ZM211 130H213V129L211 128ZM221 130H222V129H220V131H221ZM227 130H228V129H227ZM239 130H240V129H239ZM34 131H35V130H34ZM72 131H73V130H72ZM80 131H81V130H80ZM84 131H85V129H84ZM90 131H91V130H90ZM182 131H183V130H181V132H182ZM187 131H191V130H189V129L186 130V131L183 133V135H184V134L186 135ZM220 131H219V132H220ZM225 131H226V130H225ZM225 131H224V132H225ZM228 131H230V130H228ZM252 131H253V132H252ZM30 132H31V131H30ZM35 132H36V131H35ZM46 132H47V133H46ZM77 132H78V131H77ZM181 132H180V133H181ZM206 132H207V131H206ZM209 132H210V131H209ZM213 132H214V131H213ZM215 132L217 133V129H216ZM233 132H234V131H233ZM236 132H237V131H235L234 133H236ZM240 132H241V131H240ZM242 132H243V131H242ZM242 132L239 133V131H238V133L241 134V136H242ZM86 133H87V132H86ZM176 133H177V132H176ZM193 133L195 134L196 132L193 131L192 134H193ZM207 133H208V132H207ZM207 133H202V134H203V135L201 134L202 137H204V134L207 135ZM210 133H212V131H211ZM210 133H209V135H210ZM228 133H229V135H230L231 132H228ZM238 133H236V135H238ZM29 134H30V133H29ZM31 134H32V133H31ZM61 134L64 135V133H61ZM72 134H73V133H72ZM81 134H82V132H81ZM84 134H85V133H84ZM178 134H179V133L176 134V135L178 136V138H179V136H182V139H184V138H183V135H181V134L178 135ZM194 134L192 135V137H194ZM220 134H221V132H220ZM222 134H223V133H222ZM225 134L227 135V131H226ZM232 134H233V133H232ZM232 134H231V135H232ZM245 134H244V135H245ZM33 135L36 136V137L33 136L34 139L29 140V139H30V138H29L27 143L24 142V145L22 144L23 146L26 145V146H25V151L27 150V152H30V153L32 152V149H33V151H34V149H35V152H39V151H37V150H40V151L43 150L42 146H40V145H41V144H44V143L46 142V141L44 140V137H45V136H44L43 134H41V133H38V131H37V134H33ZM73 135H74V134H73ZM79 135H80V134H79ZM87 135H88V133H87ZM87 135H86V136H87ZM89 135H92V133L89 134ZM187 135L190 136L191 133L189 132ZM209 135H208V136H209ZM214 135H215V134H214ZM217 135H218V133L216 134V136H217ZM66 136H67V135H66ZM177 136H176V137H177ZM197 136L199 137L200 135L197 134ZM210 136H213V133H212V135H210ZM210 136H209L208 138H210ZM218 136H219V135H218ZM218 136H217V138H214V139L216 140V143L220 142V140L218 141ZM232 136H233V135H232ZM241 136H240V138H239V135H238V138H237V139H241V138H242ZM62 137H63V136H62ZM69 137H70V136L68 135L67 138H69ZM74 137H75V136H74ZM174 137H175V134L173 135V138H174ZM192 137L190 136V138H192ZM202 137H201V138H202ZM226 137H228V135H227V136L224 135V138H225V139H227ZM230 137H231V136H229V138H230ZM233 137L235 138V135H234ZM233 137H232V138H233ZM243 137H244V136H243ZM252 137H251V138H252ZM45 138L48 139V137H45ZM54 138H55V139H54ZM178 138H175V139L177 140ZM188 138H189V137H188ZM201 138H200V137H199L198 139H196V137L193 138V139H194V140H192V141H193V144H194V142H195V144H196L197 140L199 141V139H201ZM204 138H207V136H205ZM220 138H221V137H220ZM224 138H223V139H224ZM232 138H231V139H232ZM234 138H233L232 141H234V143H235V139H234ZM246 138H247V137H246ZM246 138H244V139H246ZM251 138L249 137V139H251ZM59 139H60V138H59ZM64 139H65V137H64ZM202 139H203V138H202ZM211 139H212V141H209L208 145L210 144V142L212 143V144H210V145H213V142H214V141H213V138L211 137ZM211 139H210V140H211ZM249 139H247V141H248ZM55 140L57 141V143H56ZM68 140H69V139H68ZM190 140H191V139H189V143H190ZM195 140H196V141H195ZM206 140H209V139H206ZM242 140H243V139H241L240 141H242ZM23 141H24V140H23ZM26 141H27V140H26ZM178 141H182V143H181V146H182L184 140H181V138H179ZM186 141H187V140H185V142H186ZM192 141H191V144H192ZM217 141H218V142H217ZM238 141H239V140H238ZM238 141H237V142H238ZM256 141H258V143H260V142H259V139L256 140ZM187 142H188V141H187ZM187 142H186V144H187ZM200 142H201V145H202V141H200ZM200 142H197V143L200 144ZM225 142L228 143V141H225ZM237 142H236L235 144L238 146L237 149H239L241 145L239 146V145H238L239 143H237ZM243 142H244V141H243ZM47 143H48V142H47ZM50 143H49V144H50ZM55 143H56V144H55ZM178 143H179V142H178ZM204 143H205V145H207L206 142H204ZM220 143H221V142H220ZM222 143H223V144H222ZM222 143H221V144L218 143V144H219V145H224V141H222ZM230 143H231V142H229V144H228L227 146H225L226 149H225L224 151H226V150L228 149L229 145H231ZM241 143H242V142H241ZM241 143H240V144H241ZM244 143H245V142H244ZM19 144H20V142H19ZM49 144H47V145L49 146ZM53 144H54V145H53ZM64 144H65V145H64ZM67 144H69V142H68ZM184 144H185V143H184ZM186 144H185V145H186ZM193 144H192V145H193ZM195 144L193 145V148H195V146H196ZM199 144H198V145H199ZM246 144H247V143H246ZM248 144H249V143H248ZM15 145H16V144H15ZM22 145H20V146H19V145H16V147H17V146L21 147ZM70 145H71V144H70ZM70 145H69V146H70ZM185 145H184V146H185ZM188 145H189L190 148H192L190 144H188ZM201 145H200V146H201ZM205 145H204V147H205ZM208 145H207V146H208ZM216 145H217V144H216ZM219 145H217V146H219ZM48 146H46V147H48ZM60 146H61V145H60ZM60 146H59V147H60ZM71 146H72V145H71ZM200 146H198V147L200 148ZM214 146H215V143H214ZM214 146L212 147L213 150H214ZM237 146H235V148H236ZM12 147H13V146H12ZM39 147H40V148H39ZM59 147H58V148H59ZM198 147H197V148H198ZM230 147H231V146H230ZM8 148H10V147H8ZM14 148H15V147H14ZM22 148H23V147H22ZM37 148H39V149H37ZM41 148H42V149H41ZM54 148H55V147H54ZM54 148H53V150H54ZM182 148H184V147H182ZM185 148L187 149L188 146H187V147L185 146ZM215 148H216V147H215ZM220 148H222V146H221ZM220 148H219V149H220ZM231 148L233 149V151L235 150V148H233V147H231ZM68 149H69V148H68ZM195 149H196V148H195ZM200 149H201V148H200ZM200 149H199V150H200ZM202 149H203V148H202ZM216 149H218V147H217ZM237 149H236V152H237ZM241 149H243V148H241ZM45 150H47V149H45ZM49 150H51V149H49ZM55 150H56V149H55ZM60 150H59V151H60ZM183 150H184V149H183ZM183 150H182V151H183ZM199 150H198V151H199ZM207 150H208V148H207ZM213 150H212V152H211V149H210V151L208 150L209 152H211V154H210V153H208V154L212 155V153H213V155H214L216 152H219V153H220V151H218V150H217L216 152L213 151ZM220 150H222V149H220ZM229 151H231V150H229ZM233 151H232V152H233ZM241 151H242V150H241ZM241 151H239V153H244L245 149H244L242 152H241ZM9 152H10V151H9ZM9 152H8V154H9ZM13 152H14V151H13ZM47 152H48V151H47ZM68 152H69V151H68ZM204 152H206V150H205ZM214 152H215V153H214ZM227 152H228V151H227ZM232 152H230V153L232 154ZM245 152H246V151H245ZM39 153L41 154V152H39ZM224 153H226V152H224ZM233 153H234V152H233ZM237 153H238V152H237ZM26 154H28V153H26ZM49 154H50V153H49ZM49 154H48V155H49ZM59 154H61V153H59ZM67 154H68V153H67ZM67 154H66V155H67ZM205 154H206V153H205ZM32 155H33V156L35 155L34 152L32 153ZM43 155H44V154H43ZM50 155H52V154H50ZM50 155H49V156H50ZM57 155H58V154H57ZM68 155H69V154H68ZM182 155H183V154H182ZM182 155H181V156H182ZM217 155H220V154H217ZM221 155H222V154H221ZM226 155H227V154H226ZM228 155H229V154H228ZM232 155H234V154H232ZM235 155H238V154H235ZM6 156H7V155H6ZM9 156H11V160L9 161V162H11V163L9 164V162H8V165H11V166H12L11 168H16V169L18 170L17 173L14 171L15 174L12 175V176H13L12 178H14V181H15L16 179H19L20 176L22 177V175H20V174L23 172L24 169H26V167H30V164H32L31 161H33V160H31L32 158L30 159L29 157H26V158H25V157H23L21 154H18V153H16V152H14V153H12V154L10 153ZM46 156H47V155H46ZM46 156H45L44 158H46ZM58 156H59V155H58ZM60 156H61V155H60ZM230 156H231V155H230ZM230 156H229V157H230ZM37 157H38V156H37ZM53 157H54V155H53ZM53 157H51V158H53ZM55 157H56V156H55ZM65 157H66V156H65ZM207 157H208V155H207ZM224 157H225V155H224ZM229 157H228V158H229ZM9 158H10V157H9ZM49 158H50V157H49ZM182 158L184 159V157H182ZM221 158H222V156H221ZM228 158H226V159H228ZM232 158H233V157H231L230 159H232ZM235 158H236V156H235ZM35 159H36V161H37V158H35ZM35 159H34V160H35ZM46 159H47V158H46ZM57 159H58V157H57ZM57 159H55V160H57ZM180 159H181V158H180ZM224 159H225V158H224ZM53 160H54V159H53ZM53 160H52V161H53ZM46 161H48V160H46ZM46 161H45V162H46ZM181 161H183V160L181 159ZM229 161H230V160H229ZM34 163H35V162H34ZM46 163H47V162H46ZM48 163H49V162H48ZM182 163H183V162H182ZM37 164H38V163H37ZM229 164H230V163H229ZM39 165H40V164H39ZM41 165H43V164H41ZM61 165H62V164H60V167H61ZM188 167H189V166H187V169H189ZM34 168H35V167H34ZM40 168H41V167H39V169H40ZM37 169H38V167H37ZM37 169H36V173H37ZM184 169H185V168H184ZM187 169H186V170H187ZM10 170H11V169H10ZM32 170H33V168H32ZM40 170H41V169H40ZM33 171H35V170H33ZM33 171H32V172H33ZM38 171H39V170H38ZM187 171H189V170H187ZM34 173H35V172H34ZM10 174H11V173H10ZM188 174H189V173H188ZM10 179H11V176H10ZM62 179H63V178H62ZM189 179H190V178H189ZM11 180H12V179H11ZM191 180H192V179H191ZM12 181H13V180H12ZM56 181H57V180H56ZM56 181H55V182H56ZM62 181H63V180H62ZM67 181H68V180H67ZM11 183H12V182H11ZM21 184H22V183H21ZM56 185H57V184H56ZM72 185H73V184H72ZM230 187H231V186H230ZM164 188H165V187H164ZM228 188H229V187H228ZM161 189H162V188H161ZM230 189H232V188H230ZM153 191H154V190H153ZM160 191H161V190H160ZM227 191L229 192L230 190H227ZM68 192H69V191H68ZM172 192H173V191H172ZM230 192H231L232 195L235 194V193L233 194L232 191H230ZM65 193H66V192H65ZM150 193H151V192H150ZM161 193H162V192H161ZM166 193H167V192H166ZM168 193H171V192H168ZM168 193H167V194H168ZM145 194H146V193H145ZM226 194H227V193H226ZM226 194H225V196H226ZM143 195H144V194H143ZM146 195L148 196V194H146ZM168 195H170V194H168ZM218 195H219V194L217 193V196H218ZM232 195H231L230 197H233L234 200H233V199H231L230 201L227 200V201H228V202H227V205H226V206H228V208L226 207L227 209L224 210V209H222V207H220V208H217L216 211H215V216H216V218L219 219V221H222V222L225 224V227H224V226H223L224 224L221 223V224H222V227H224L225 230H226V231H225L226 234H228V235H226L225 233H223L221 230H220V231H221L223 234H225V238H226L227 236H228V237L230 236V237L232 238V240H235V241H234L235 244H234V243L232 242V240H231L232 245H233V244L236 245V241H238L240 246L242 245V247L244 246V247H246L247 249H250V251L253 250V251H256L257 253L259 252L260 254L258 253V254H259L258 256H259V257L262 256V258H264V204H248V202L246 201L245 197H244V199H245V200H244L241 196H240V197H241L242 199H239V197H238L237 195H236L237 197H236V196H232ZM67 196H68V195H67ZM155 196H158V195H157V194H154V193H151V194H149V197H147V198H149V200L151 199V202H152L153 199H154L153 197H155ZM175 196H176V195H175ZM144 197H145V195H144ZM164 197L166 198L167 196H164ZM171 197L174 198V195H172ZM171 197H170V198H171ZM228 197H229V196H228ZM211 198H212V197H211ZM215 198H216V197H215ZM215 198L213 197V200H214ZM222 198H223V197H222ZM160 199L162 200L161 197H160ZM179 199H180V198H179ZM154 200H155V199H154ZM164 200H165V199H164ZM168 200H169V198H168ZM175 200H176V199H175ZM182 200H183V199H182ZM215 200H217V198H216ZM215 200H214V201H215ZM243 200H244V201H243ZM211 201H212V200H211ZM231 201H235V202L232 203ZM147 202H148V201H147ZM155 202H157V201L155 200ZM155 202H154V203H155ZM163 202H165V204H166L167 201L165 200V201H163ZM177 202H179V201H177ZM184 202H185V201H184ZM215 202H216V201H215ZM229 202H230V204H228ZM231 203H232V204H231ZM145 204H147V203H145ZM212 204H213V203H212ZM138 205H139V204H138ZM157 205H158V204H157ZM186 205H187V204H186ZM152 206H153V205H152ZM155 206H156V205H155ZM155 206H154V208H155ZM215 206H216V205H215ZM222 206H224V205H222ZM150 207H151V206H150ZM159 207H160V206H159ZM196 207L198 208V206H196ZM196 207H195V208H196ZM166 208H167V207H166ZM123 209H124V208H123ZM152 209H153V208H152ZM157 209H158V208H157ZM159 209H160V208H159ZM200 209H201V208H200ZM200 209H199V210H200ZM140 210H141V209H140ZM142 210H143V209H142ZM154 210H156V208H155ZM180 210H181V207H180ZM127 211H128V210H126V213H127ZM175 211H177V210H175ZM138 212H140V211H138ZM141 213H142V212H141ZM141 213H140V214H141ZM130 214H131V213H130ZM130 214H129L128 216H130ZM176 214H177V213H176ZM181 214H183V213L181 212ZM181 214H180L179 217H181ZM209 214H212V213H209ZM247 214H249V215L247 216ZM124 215H125V213H124ZM153 215H154V214H153ZM191 215H192V213H191ZM151 216H152V215H151ZM241 216H242V217L244 216V219H242ZM159 217H160V216H159ZM171 217H172V216H171ZM184 217H185V216H184ZM162 218H163V217H162ZM187 218H188V217H186V220H187ZM190 218H191V217H190ZM190 218H189V219H190ZM197 218H198V216H197V217H195V216L193 217V216H192L191 222H190V221H188V222H189V227L191 226V227L195 228V230H196V235H195L196 238H199L201 235H203V231H204L203 228H204V227H203V224H200L199 221H198V220H200L201 218L198 219V220H197ZM150 219L152 220V218H150ZM157 219H158V218H157ZM181 219H183V218L181 217ZM184 219H185V218H184ZM189 219H188V220H189ZM206 219H207V218H206ZM162 221H163V220H162ZM167 221H168V220H167ZM176 221H177V220H176ZM181 221H183V220H181ZM202 221H205V220H202ZM213 221H214V220H213ZM219 221H218V223H220ZM171 222H172V221H171ZM205 222H206V221H205ZM205 222H204V224H205ZM207 222H208V221H207ZM215 222H216V221H215ZM190 223H191V225H190ZM202 223H203V222H202ZM161 224H162V223H161ZM178 224H179V223H178ZM183 224H184L183 227H186V235H187V229H188L187 227H188V225L185 226V223H183ZM186 224H187V223H186ZM207 224H209V223H207ZM156 225H157V224H156ZM163 226L165 227V225H163ZM157 227H158V226H157ZM157 227H156V228H157ZM161 227H162V226H161ZM183 227H182V228H183ZM191 227H190V229H191ZM207 227H209V226H207ZM175 228H177V227L175 226ZM175 228L173 227V229H175ZM182 228H181V229H182ZM224 228H223V229H224ZM161 229H162V228H161ZM161 229H160V230H161ZM209 229L211 230V228H209ZM192 230H193V229H192ZM192 230H191V232H193ZM174 231H176V230H174ZM177 231H179V230H177ZM177 231H176V232H177ZM184 231H185V230H184ZM213 231H214V230H213ZM213 231H212V233H213ZM215 231H216V230H215ZM215 231H214V232H215ZM153 232H154V230H153ZM180 232H181V231H180ZM189 232H190V231H189ZM208 232H209V231H208ZM216 232H217V231H216ZM216 232H215V233H216ZM183 233H184V232H183ZM204 233H205V232H204ZM173 234H174V233H173ZM181 234H182V233H181ZM184 234H185V233H184ZM205 234H207V233H205ZM216 234H217V233H216ZM171 235H172V234H171ZM176 235H177V234H176ZM176 235H175V236H176ZM213 235H214V234H212V237H214ZM218 235H220V234H218ZM218 235H215V236H217V237H215L216 240L218 239ZM157 236H158V235H157ZM175 236H174V237H175ZM179 236H180V235H179ZM179 236L177 237L178 239H179ZM191 236L193 237V233L190 235V237H191ZM204 236H205V235H204ZM161 237H163V236H161ZM184 237H185V236H184ZM207 237H209V236H207ZM212 237H211V238H212ZM220 237H221V236H220ZM228 237H227L226 239H228V241H230V238H228ZM185 238H186V237H185ZM188 238H189V237H188ZM200 238H203V237H200ZM200 238H199V239H200ZM193 239H194V238H193ZM193 239H192V240H193ZM208 239H209V238H208ZM213 239H214V238H213ZM170 240H171V239H170ZM179 240H180V242H181V237H180ZM182 240H183V239H182ZM192 240H190L191 242H188V243H192V244H193L194 240H193V241H192ZM201 240H202V239H201ZM204 240H205V237H204ZM218 240H219V239H218ZM164 241H165V240H164ZM172 241H173V240H172ZM183 241H184V240H183ZM186 241H187V240H186ZM188 241H189V240H188ZM202 241H203V240H202ZM206 241H207V240H206ZM206 241H205V242H206ZM214 241H215V239H214ZM221 241H222V240H221ZM226 241H227V240H226ZM165 242H166V241H165ZM168 242H169V241H168ZM168 242H167V243H168ZM197 242H198V241H197ZM205 242H202V243H205ZM218 242H219V241H218ZM222 242H224V240H223ZM167 243H166V244H167ZM171 243H172V242H170V244H171ZM182 243L185 244V243H187V242H182ZM202 243H201V241H199L198 245L200 244V246H202ZM212 243H214V242H212ZM177 244H178V243H177ZM179 244H180V243H179ZM184 244H183V245H184ZM219 244H220V243H219ZM212 245H214V244H212ZM215 245H218V244H215ZM221 245H222L223 247H222V248H221V247H217V249H219V248H220V249H223V248L226 246V245L224 246L223 243H222ZM159 246H160V245H159ZM177 246H178V245H177ZM180 246H181V245H180ZM189 246H190V244H189ZM193 246H194V244L192 245V247H193ZM195 246H196V247H195ZM195 246H194V247H195V248H198V250H199V248H201V247H197V244H195ZM205 246H206V245H205ZM209 246H210V245H209ZM236 246H237V245H236ZM167 247H169V246H167ZM178 247H179V246H178ZM181 247H182V246H181ZM194 247H193V248H194ZM215 247H216V246H215ZM227 247H229V248H227V249L232 250V247H231V249H230V246H229L228 244H227ZM244 247H243V248H240V249H244ZM174 248H177V247H174ZM179 248H180V247H179ZM207 248H208V247H207ZM210 248H212V247H210ZM210 248H209V250H211L213 253H214L215 250H217V249H215V250L213 251V250L210 249ZM213 248H214V247H213ZM171 249H173V248H171ZM184 249H185V248L183 247V250H184ZM186 249H187V248H186ZM224 249H225V250H224ZM224 249H223L222 251L219 250L218 252H220L221 254H224L225 256H228V257L231 255V258H232V255H237V256H239V253H238V254L235 253V252L237 251V250H235V249H233V250H235L234 254H233V251H232V252H230V251L228 252L226 248H224ZM236 249H238V248H236ZM177 250H178V249H177ZM179 250H180V249H179ZM191 250H192V249H191ZM198 250H197V252H199ZM174 251H175V250H174ZM174 251H173V252H174ZM185 251H186V250H185ZM204 251H205V250H204ZM204 251H203V252H204ZM211 251H210V252H211ZM247 251H249V250H247ZM170 252H171V251H170ZM170 252H169V253H170ZM177 252H178V251H177ZM180 252H181V251H180ZM203 252L200 251V254L202 255ZM210 252H208V253H210ZM212 252H211V253H212ZM215 252H216V251H215ZM237 252H239V251H237ZM256 252H254V253H256ZM174 253H175V252H174ZM191 253H192V252H191ZM208 253H207V254H208ZM216 253H217V252H216ZM240 253H241V251H240ZM247 253H248V252H247ZM175 254H176V253H175ZM198 254H199V253H198ZM205 254H206V253H205ZM217 254L219 255V253H217ZM170 255H171V254H170ZM176 255H177V254H176ZM179 255H180V254H179ZM190 255H191V254H190ZM193 255H194V254H193ZM196 255H197V254H196ZM196 255H195V256H196ZM201 255H200V256H201ZM213 255H214V254H212V256H213ZM215 255H216V254H215ZM245 255H246V256H245ZM245 255H244V254H241V256H245V257H248V256H249V258H247L248 260H246V258L244 257L245 260L248 262V261L250 260V255H247V254H245ZM198 256H199V255H198ZM203 256H204V254H203ZM219 256L221 257V255H219ZM241 256H240V257H241ZM251 256H252V255H251ZM255 256H256V255H255ZM179 257H180V256H179ZM185 257H186V256H185ZM204 257H206V255H205ZM204 257H203V258H204ZM216 257H217V255H216ZM189 258H190V257H189ZM195 258H199V257H195ZM195 258H194V259H195ZM233 258H235V257H233ZM233 258L231 259L232 262L235 260V259L233 260ZM244 258H243V259H244ZM252 258L254 259V257H252ZM256 258H257V256H256ZM262 258H261V259H262ZM184 259H185V258H184ZM201 259H202V258H201ZM217 259H218V258H217ZM227 259H228V258H227ZM227 259H226V260H227ZM229 259H230V258H229ZM261 259H260V261H262ZM199 260H200V258H199ZM231 260H230V261H231ZM236 260H239V259H236ZM255 260H256V259H254V261H255ZM258 260H259V258H258ZM196 261H197V260H196ZM242 261H244V260H242ZM252 261H253V260H252ZM252 261H249L250 263H247V262H246V263H247V264H251V263H252V264H254V263H255V264H256V263H257V264H264V261H262L263 263H261V262L258 263L257 260H256L254 263H253ZM176 262H180V261H178V259H177ZM198 262H199V261H198ZM217 262H218L219 264H223V262H222L220 259H219ZM236 262H239V261H235V264H236ZM174 263H175V262H174ZM180 263H181V262H180ZM224 263H226V262H224ZM228 263H229V260H228V262H227L226 264H228ZM243 263H244V262H242V264H243ZM246 263H244V264H246ZM176 264H177V263H176Z\"/></svg>",
    "mask_w": 264,
    "mask_h": 264
}]
</instances>
